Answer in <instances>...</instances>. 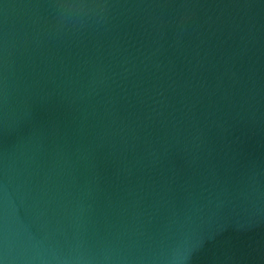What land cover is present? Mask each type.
<instances>
[{"label": "water", "instance_id": "water-1", "mask_svg": "<svg viewBox=\"0 0 264 264\" xmlns=\"http://www.w3.org/2000/svg\"><path fill=\"white\" fill-rule=\"evenodd\" d=\"M0 264H264V0H0Z\"/></svg>", "mask_w": 264, "mask_h": 264}]
</instances>
